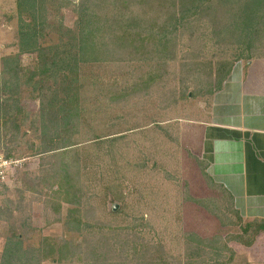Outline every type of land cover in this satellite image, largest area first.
<instances>
[{"label": "rangeland", "instance_id": "obj_1", "mask_svg": "<svg viewBox=\"0 0 264 264\" xmlns=\"http://www.w3.org/2000/svg\"><path fill=\"white\" fill-rule=\"evenodd\" d=\"M75 2L66 0L62 10L68 27L75 24ZM208 25L182 29L176 49L163 58L127 57L83 67L87 116L82 118V142L94 134L102 138L98 145H88L91 170L75 178L87 191L81 213L86 224H69L70 206L65 203L61 213L55 212L61 201L56 166L72 163L75 154L45 160L37 154L40 126L30 125L40 102L27 86L36 53L19 51L16 0H0V75L3 57L18 55L21 84L14 98L23 111L16 124L0 121V155L22 161L17 179L0 186V264L13 232L22 234L19 246L24 250L54 245L47 237L80 244L67 257L89 264L149 259L152 264H264V218L242 216L233 195L207 172L201 124L209 120L220 76L229 65L248 68V53L241 55L236 45L213 38ZM46 40L56 42L57 35ZM261 60L251 63L258 73L264 70ZM3 86L1 82L0 103L10 99ZM115 93L123 99L113 100ZM92 193L96 196L89 201ZM106 233L110 241L104 239ZM140 237L155 244L154 251L143 247ZM197 238L205 242L197 243Z\"/></svg>", "mask_w": 264, "mask_h": 264}, {"label": "trees", "instance_id": "obj_2", "mask_svg": "<svg viewBox=\"0 0 264 264\" xmlns=\"http://www.w3.org/2000/svg\"><path fill=\"white\" fill-rule=\"evenodd\" d=\"M65 1L16 0L18 48L20 53H36V61L28 70L27 86H31L40 102L39 112L32 114L30 125L40 126L37 154L44 160L65 157L69 152L75 154L72 163L62 161L56 166L57 192L61 201L55 212L61 213L66 203L70 206L66 222L84 225L81 213L85 208L87 191L76 184L75 178L86 176V171L91 170L88 145H98L102 136L94 134L82 142L81 136L86 134L81 131L86 130V121L82 118L87 116L80 83L83 81V67L123 62L127 57L136 61H147L156 56L163 58L166 51L176 49L181 30L186 27L194 29L198 23H210L207 27L212 37L236 45L241 55L248 53L247 61L255 57L264 58V0H77L74 3L76 20L73 27L65 25L62 19ZM54 34L57 35L56 42L46 40ZM257 52L259 55L263 53L261 57L255 56ZM115 54L126 57L114 58ZM233 65L231 63L229 69L219 75L217 91L222 89ZM3 66L0 83L4 85L5 93L10 94V99L0 103V121L3 120L6 126L16 124L23 113L14 98L21 84L22 69L18 55L3 57ZM122 99L120 93H115L113 100ZM43 171L47 173L49 169ZM92 195L96 196L92 193L89 201ZM22 237V234L13 232L8 238L2 264H37L49 259L53 264H89L67 257L73 248L77 253L80 244L47 237L46 240L54 242V245L24 250L19 246ZM104 239L110 241L107 233ZM140 239L143 247L154 251L155 244L142 237ZM199 241L205 242L197 238L196 242ZM35 252H39V258L34 257ZM152 260L141 264H152Z\"/></svg>", "mask_w": 264, "mask_h": 264}, {"label": "crops", "instance_id": "obj_3", "mask_svg": "<svg viewBox=\"0 0 264 264\" xmlns=\"http://www.w3.org/2000/svg\"><path fill=\"white\" fill-rule=\"evenodd\" d=\"M254 60L264 58L235 65L214 94L202 143L207 172L233 195L242 216L264 218V70L256 72Z\"/></svg>", "mask_w": 264, "mask_h": 264}, {"label": "built area", "instance_id": "obj_4", "mask_svg": "<svg viewBox=\"0 0 264 264\" xmlns=\"http://www.w3.org/2000/svg\"><path fill=\"white\" fill-rule=\"evenodd\" d=\"M21 162V160L0 155V186L17 179Z\"/></svg>", "mask_w": 264, "mask_h": 264}, {"label": "water", "instance_id": "obj_5", "mask_svg": "<svg viewBox=\"0 0 264 264\" xmlns=\"http://www.w3.org/2000/svg\"><path fill=\"white\" fill-rule=\"evenodd\" d=\"M114 209H115V210L117 209V206H116V205L114 206Z\"/></svg>", "mask_w": 264, "mask_h": 264}]
</instances>
